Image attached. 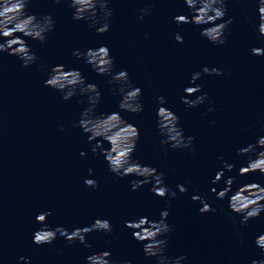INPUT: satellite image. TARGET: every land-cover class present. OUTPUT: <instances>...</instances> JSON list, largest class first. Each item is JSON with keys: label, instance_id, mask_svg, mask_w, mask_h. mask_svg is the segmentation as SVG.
<instances>
[{"label": "water", "instance_id": "1", "mask_svg": "<svg viewBox=\"0 0 264 264\" xmlns=\"http://www.w3.org/2000/svg\"><path fill=\"white\" fill-rule=\"evenodd\" d=\"M109 7L110 28L99 34L90 21L73 19L74 9L67 0L59 4L31 0L30 12L50 13L55 22L43 42L24 37L38 59L22 67L17 56L0 52V264H85L88 255L101 250L110 251L116 264L126 260L156 264L124 222L139 216L158 221L165 209L166 222L173 225L166 234L165 253L173 258L185 254L182 264H251L264 258V250L255 244V237L264 233V212L241 224L243 214L228 205L231 193L218 199L211 191L225 187L229 176L236 177L233 191L244 183L264 186L259 171L238 174L248 156L237 154L264 135V55L251 52L253 47H264L256 0H227L224 19L232 17L233 22L223 45L200 35L207 25L174 21L176 15L193 14L184 0H110ZM141 8L149 9L143 19ZM177 32L183 43L174 39ZM100 45H107L114 58L113 72L126 69L132 84L142 89L141 112L119 109L122 94L111 90L120 85L110 83L111 74H98L84 57L72 55L74 49ZM56 64L78 68L86 83L98 85L101 98L96 112H120L138 127L133 158L164 173L169 195L150 191L154 180L133 191L131 181L142 177L118 176L109 171L99 150L91 151L96 140L89 142V134L72 124L89 106L87 95L77 92L64 100L61 92L44 84ZM205 66L222 69V75L203 73ZM195 72L202 73L196 83L208 96L205 103L189 107L181 97ZM160 95L180 117L184 135L194 137L189 148L161 144L166 137L157 128ZM103 146L110 147L107 142ZM82 150L86 155H80ZM220 156L235 167L224 169V177L213 185L215 173L224 167ZM88 177L98 186H87ZM179 184L185 185L186 193L179 192ZM193 195L203 197L216 211L201 213L202 203ZM40 212L50 213L45 223L52 229L63 226L70 232L104 218L112 231L87 233L85 241L91 247L79 240L69 242L59 233L51 244L38 245L33 235L42 227L36 221Z\"/></svg>", "mask_w": 264, "mask_h": 264}, {"label": "clouds", "instance_id": "2", "mask_svg": "<svg viewBox=\"0 0 264 264\" xmlns=\"http://www.w3.org/2000/svg\"><path fill=\"white\" fill-rule=\"evenodd\" d=\"M54 2L59 4L62 0H54ZM109 2L110 0H67L69 7L74 9L73 19L90 21L89 26H94L99 34L107 32L110 28L108 18L112 15V9L109 7ZM184 2L192 10V16L176 15L173 17L174 21L177 24L207 25L201 29L200 35L213 44H225L226 29L233 22L232 17L224 19L227 12V0H184ZM29 3L31 0H0V52H8L9 55L17 56L22 62V67H28L38 59L24 37L43 42L47 38V33L54 29L55 24L50 13H42L38 16L30 12ZM256 3L259 16L258 32L264 36V0H256ZM140 12V19H143V14L149 12V9L141 8ZM174 39L178 43H183V37L179 32L175 33ZM251 52L253 55L262 56L264 47H253ZM72 55L78 58L84 57L85 62L91 65L98 74H111L110 83L120 85L111 90L114 94L116 92L122 94L118 103L119 109L131 113H139L143 110V104L140 101L142 89L132 84L126 69L121 68L118 72H113L114 58L107 45L88 48L85 51L77 48L72 51ZM203 73L222 75V69L205 66ZM201 75V72L193 73L189 86L184 88L185 95L181 97V101L189 107L203 104L207 100L208 94L202 92L203 85L196 83ZM44 84L46 87L61 92L64 100L70 99L77 92L80 95H87L89 106L80 113L79 120H74L72 124L89 134V142L96 140V143L91 146V151L96 153L99 150L105 156L109 171L120 177L130 175L142 177L143 179L131 181L133 191L154 180L150 191L161 197L169 195L170 190L163 181L164 173L158 172L151 165L141 164L138 159L133 158L136 142L140 138L138 127L125 120L120 112L98 113L95 111L101 98L97 84L86 83L85 77L78 68L68 69L63 64L52 66ZM197 93L202 94L197 96ZM193 96H195L194 99L191 98ZM157 101L159 104L156 112L158 134L166 137L161 140V144H168L173 149L189 148L194 137L184 135V130L180 126V117L165 106L166 98L163 95L158 96ZM212 110L211 107L208 108L209 112ZM105 142L110 147L105 148L103 146ZM237 154L248 156L246 166L239 168V175L243 176L257 171L264 174V135L259 136L254 144L238 149ZM80 155L84 156L86 153L82 150ZM218 158L223 162L224 167L215 173L212 180L213 185L224 177V169L232 170L235 167L234 164L225 161L223 156ZM88 171L91 174L93 169L89 168ZM235 180V176H229L224 180L225 187L219 191L213 187L211 191L216 193L218 199H223L231 193L228 201L229 208L235 213L243 214L240 223L245 224L249 219L256 218L264 212V186L256 182L244 183L233 191L231 186ZM84 183L90 187L98 186V181L94 178H85ZM177 188L180 193H186L188 190L184 184L177 185ZM170 194L172 197L177 195L176 191H171ZM192 199L201 201L202 207L199 208L201 213L216 211L200 195H193ZM49 214V212H40L36 216V221L42 225L33 235V242L38 245L51 244L59 233L69 242L79 240L86 247H91V244L85 241L87 233L112 231V224L104 218H96L90 225L73 228L70 232L63 226L52 229L45 223ZM160 215L161 219L158 221L151 220L147 216H139L134 220H125L124 223L126 227L135 230L132 233L133 238L144 242L145 255L155 257L156 264H182V261L187 259L185 254L173 258L165 253V245L168 243L166 234L172 231L173 225L166 222L165 218L169 215L167 209L163 210ZM255 244L264 250V233L255 237ZM111 255L108 250L95 252L85 258V264H116V261L110 259ZM20 259L26 258L20 257ZM122 264H132V262L126 260ZM251 264H264V258L253 259Z\"/></svg>", "mask_w": 264, "mask_h": 264}]
</instances>
